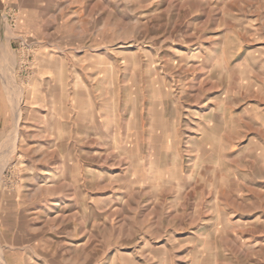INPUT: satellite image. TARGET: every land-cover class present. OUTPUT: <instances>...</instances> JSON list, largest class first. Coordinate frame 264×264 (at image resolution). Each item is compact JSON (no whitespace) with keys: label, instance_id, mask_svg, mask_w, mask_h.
<instances>
[{"label":"rangeland","instance_id":"374dc122","mask_svg":"<svg viewBox=\"0 0 264 264\" xmlns=\"http://www.w3.org/2000/svg\"><path fill=\"white\" fill-rule=\"evenodd\" d=\"M0 264H264V0H0Z\"/></svg>","mask_w":264,"mask_h":264},{"label":"crops","instance_id":"0c3cea01","mask_svg":"<svg viewBox=\"0 0 264 264\" xmlns=\"http://www.w3.org/2000/svg\"><path fill=\"white\" fill-rule=\"evenodd\" d=\"M52 61L51 57L44 58V65L41 66L39 73L41 78L36 80L35 87H71L70 82L65 78L64 66L58 68L50 65L49 62ZM58 75L61 76L59 79L57 78Z\"/></svg>","mask_w":264,"mask_h":264},{"label":"bare ground","instance_id":"6f19581e","mask_svg":"<svg viewBox=\"0 0 264 264\" xmlns=\"http://www.w3.org/2000/svg\"><path fill=\"white\" fill-rule=\"evenodd\" d=\"M18 118V117H17Z\"/></svg>","mask_w":264,"mask_h":264}]
</instances>
